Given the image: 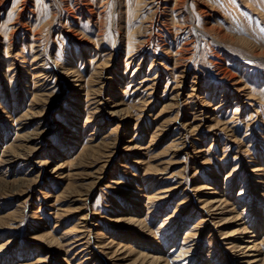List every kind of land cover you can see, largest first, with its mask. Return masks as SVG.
Returning a JSON list of instances; mask_svg holds the SVG:
<instances>
[{
  "label": "rangeland",
  "instance_id": "rangeland-1",
  "mask_svg": "<svg viewBox=\"0 0 264 264\" xmlns=\"http://www.w3.org/2000/svg\"><path fill=\"white\" fill-rule=\"evenodd\" d=\"M0 264H264V0H0Z\"/></svg>",
  "mask_w": 264,
  "mask_h": 264
},
{
  "label": "bare ground",
  "instance_id": "bare-ground-1",
  "mask_svg": "<svg viewBox=\"0 0 264 264\" xmlns=\"http://www.w3.org/2000/svg\"><path fill=\"white\" fill-rule=\"evenodd\" d=\"M78 241H79V240H78ZM80 245H82V244H80ZM85 247H86V246H85ZM84 249H85V248H84ZM86 250H87V249H86ZM83 251H84V250H83ZM83 251H82V252H83Z\"/></svg>",
  "mask_w": 264,
  "mask_h": 264
}]
</instances>
